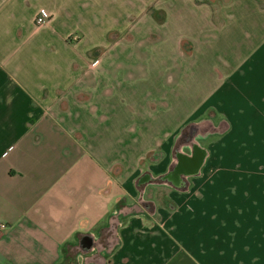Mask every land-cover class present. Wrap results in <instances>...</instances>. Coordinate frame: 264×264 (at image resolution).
I'll return each instance as SVG.
<instances>
[{"label":"crops","instance_id":"0c3cea01","mask_svg":"<svg viewBox=\"0 0 264 264\" xmlns=\"http://www.w3.org/2000/svg\"><path fill=\"white\" fill-rule=\"evenodd\" d=\"M81 27L0 0V264H264V36L262 95L232 102L229 136L153 142L144 168L96 147L111 75L66 39Z\"/></svg>","mask_w":264,"mask_h":264},{"label":"rangeland","instance_id":"374dc122","mask_svg":"<svg viewBox=\"0 0 264 264\" xmlns=\"http://www.w3.org/2000/svg\"><path fill=\"white\" fill-rule=\"evenodd\" d=\"M48 3L78 18L66 39L88 47L94 74L111 75V114L99 115L110 119L96 130L97 149L111 158L131 164L142 153L145 168L153 142L168 138L170 155H198L199 144L229 136L233 101L262 95L264 0Z\"/></svg>","mask_w":264,"mask_h":264},{"label":"built area","instance_id":"2783aa9c","mask_svg":"<svg viewBox=\"0 0 264 264\" xmlns=\"http://www.w3.org/2000/svg\"><path fill=\"white\" fill-rule=\"evenodd\" d=\"M35 22L36 24H41L44 22V18L42 16H37L35 18ZM4 227V225L0 222V229H2Z\"/></svg>","mask_w":264,"mask_h":264}]
</instances>
